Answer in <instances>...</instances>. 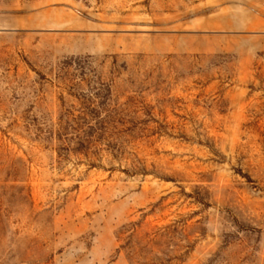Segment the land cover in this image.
Here are the masks:
<instances>
[{
    "label": "rangeland",
    "instance_id": "rangeland-1",
    "mask_svg": "<svg viewBox=\"0 0 264 264\" xmlns=\"http://www.w3.org/2000/svg\"><path fill=\"white\" fill-rule=\"evenodd\" d=\"M0 264H264V0H0Z\"/></svg>",
    "mask_w": 264,
    "mask_h": 264
},
{
    "label": "trees",
    "instance_id": "trees-1",
    "mask_svg": "<svg viewBox=\"0 0 264 264\" xmlns=\"http://www.w3.org/2000/svg\"><path fill=\"white\" fill-rule=\"evenodd\" d=\"M94 121L98 122L92 126L86 119L80 122L82 124H78L76 119H74L73 122L76 127L69 124L67 128L56 131L57 140L63 143L58 149L60 158L72 151L71 145L75 146L74 153L84 155L86 158H91V155L95 154L92 149H96L103 144L106 145L107 152L121 154V135L126 132L121 129L124 126L123 120L117 118L116 114L115 116L109 114L105 118H96ZM68 131H72L71 138L68 137ZM54 136L55 133L53 131H48L46 139L49 140L54 138ZM65 144L67 147H64ZM91 167H94V164H91ZM134 173H136V170L133 169L132 174Z\"/></svg>",
    "mask_w": 264,
    "mask_h": 264
}]
</instances>
